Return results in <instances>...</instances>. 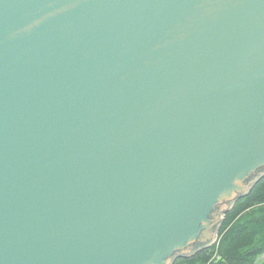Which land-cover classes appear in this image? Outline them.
I'll return each mask as SVG.
<instances>
[{"label":"water","instance_id":"water-1","mask_svg":"<svg viewBox=\"0 0 264 264\" xmlns=\"http://www.w3.org/2000/svg\"><path fill=\"white\" fill-rule=\"evenodd\" d=\"M264 176V0H0V264H174Z\"/></svg>","mask_w":264,"mask_h":264},{"label":"trees","instance_id":"trees-1","mask_svg":"<svg viewBox=\"0 0 264 264\" xmlns=\"http://www.w3.org/2000/svg\"><path fill=\"white\" fill-rule=\"evenodd\" d=\"M264 254V176L225 211L210 245L199 246L174 264H257Z\"/></svg>","mask_w":264,"mask_h":264},{"label":"rangeland","instance_id":"rangeland-1","mask_svg":"<svg viewBox=\"0 0 264 264\" xmlns=\"http://www.w3.org/2000/svg\"><path fill=\"white\" fill-rule=\"evenodd\" d=\"M257 264H264V254L258 257Z\"/></svg>","mask_w":264,"mask_h":264}]
</instances>
